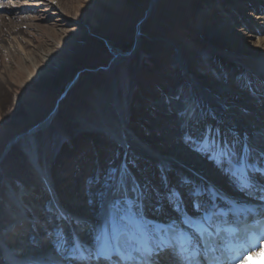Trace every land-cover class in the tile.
Here are the masks:
<instances>
[{"label":"bare ground","instance_id":"6f19581e","mask_svg":"<svg viewBox=\"0 0 264 264\" xmlns=\"http://www.w3.org/2000/svg\"><path fill=\"white\" fill-rule=\"evenodd\" d=\"M41 1H43L45 7L47 5L58 7V14L61 17V21L73 20V18L69 17L71 8L63 0ZM158 1L160 0H150L142 16L136 20L133 40L127 50H119L110 42H107L111 51L110 61L107 66L108 71L111 73L114 72L113 75H115L117 85L115 88L116 96L119 99V105L122 107L120 111L114 108L115 106L110 102L113 98L106 89L107 85L102 84L101 87L98 88L90 84L89 90L87 93L85 92L86 96L84 95L79 103L73 106V112L71 114L76 120L73 126L75 128V136L69 144L61 148L56 159H54V163L46 159L47 157H45L44 152L39 147L40 143L38 144L37 134L46 130V128L53 123L54 119L57 118L58 107L62 100L57 102V109L54 108L26 130L17 133L9 139L2 156H7L13 149V146H17L18 144L21 147L23 156L27 160V164H29L33 176L30 180H23L17 184L8 182L7 186L2 190L3 192L0 193V263H3V258L6 260L11 257L9 253L12 252H19L17 255H21V253L27 255L37 251L40 252L41 250H44V252L49 251L47 245L50 243L44 240L47 236H39V240L33 241L31 244L26 243V235L31 224L35 225L40 231V225L43 219L41 206L42 202H45V200L49 198L46 191L48 187L56 193L57 199L60 201L61 205L67 208L73 215H76L73 217H80L93 223L96 218L98 219L97 211L94 212L96 208L93 209L94 207L92 208V206L83 208L84 206H82V202L90 198L88 192L85 193L86 195L84 196L82 194L84 193V189L88 186H85L84 183L80 184V181V185L76 182L79 178H84L85 171L92 160V158H86L89 156H86L85 152H89L93 149L91 155H100L102 152L101 150H103L102 148L105 147L107 143L113 145H116L117 142L120 143L122 147H120L121 152L126 151V155H122V158L118 162V166L121 162H127L131 174L141 183H143L146 178H143L140 171L135 169L131 159L132 156L136 158L141 157L143 159L141 165L143 168L146 167V170H152L150 169V167H152L155 171H158V162L162 159L168 161L173 169V171L168 174L169 180H171V177L175 174L176 176L177 174L192 176L193 173H201L202 175V173L204 174L208 171L210 172L209 178H211L212 183H217L221 188L227 187L231 193H234H232L233 195H238V191L229 184L227 178L223 176L222 179L215 178L216 174H220V172L211 162L210 164L212 166L209 165V161L193 152L186 144L181 142V139L177 136V134H180L177 127H179L181 122L187 121L190 123L192 120L188 114L184 116L183 120H179L176 113L183 109L182 106H190L192 101L196 104L192 117H196L199 113H203L205 118H208V113L213 110L218 117L216 119V121L219 122L217 126L220 127L222 132L227 129H233L239 134L241 139H243L245 135L248 136L251 132L255 131L254 140L252 139L253 142L251 143L259 147H264V106H260L264 104V98L260 97L257 100V97L260 96L258 92L243 90L237 85L239 84L242 72L240 70L247 69L249 76H252L251 79H253V82L256 81L264 88V22L257 25V27H259L257 31L261 33V36L256 34L252 36L249 32H244L246 26L245 28L242 27L244 26L243 23H241L242 21H237L238 16L242 14V12H251L254 6L261 5L264 8V0H235L236 2H234L231 12L225 17L226 20L228 19L227 22L224 19L220 20L215 14L216 12L222 13L230 11L227 10L229 5L226 0H201V2H199V9L201 12L204 11L203 16H200L199 19L204 20L206 16L205 18L210 21L211 26L215 28V31L211 30L213 32H209V34L205 33L206 35L204 34V40L212 45V48H215L213 49L217 54H221L218 55L221 56V59L219 57L215 59L217 62L216 68L224 72V76L220 78L219 82L213 83L208 78L194 75L192 71L194 68H191V62L198 60L197 56L195 57V54H193L190 49L186 48L184 44H180L178 40H175L171 43H173L177 53L181 54L184 60L183 65L179 63L183 68V74H180L181 71L178 65L167 62L170 64L168 68L170 72L167 71L166 73L168 75L179 73L180 75L177 76V78L174 79L173 76L167 77L165 73L160 79L158 72H154L150 76L151 78L143 81L141 85L143 86L141 92L144 94L145 100H138L137 95L127 99L124 97L125 87L123 84V86L120 84L121 80L117 72L123 63L126 64L127 61L133 60L137 55L144 42L142 29L146 21L152 16L155 6L159 4ZM203 3H207L205 8ZM226 3L228 6H226ZM249 5H251V9L248 7ZM121 6L120 2H118L117 8ZM202 6L203 8H200ZM54 14L56 13L54 12ZM254 14L256 15L254 17L255 19L262 18L258 12ZM260 14L262 15L263 11ZM183 17L186 18L185 16ZM85 23H87L86 20ZM17 24L18 23L14 24V26L11 24L9 26V24L6 23L0 24V53L6 50L7 52L16 53V55L23 57V60L30 61V54L41 51L39 50L40 47H38L37 44L35 45L36 39H34L33 34L30 31L24 30L21 25L17 26ZM31 25L29 27H32ZM88 25L91 27L92 24L89 23ZM88 29L91 30L90 28ZM224 53L227 56L223 55ZM41 54H45V51L41 52ZM157 55V63L161 62V64H163L164 61H167L165 58L169 57L168 49ZM228 55L236 59V62H238L236 63L238 65L237 67L236 65L234 66V62ZM12 56L14 57V55ZM199 58L203 57L200 56ZM74 61L68 64H61L62 62L58 63L59 66L57 72H55V78L50 82L54 83L52 88H55L57 92L64 93L66 89H68V91H66L68 93L76 87V83L69 84L68 78L76 67ZM174 63H176V61H174ZM21 64L23 65L22 62ZM30 64L31 61L29 62V65ZM9 71L10 70H8V73ZM25 72L27 74V82L38 81V79L43 77L40 68L25 70ZM16 73H18L16 74V79H18V77L20 79L22 77V69L20 73L16 70ZM6 74V66L0 63V92H10L12 89V82ZM164 82H169L167 85L172 83L177 84L181 88L190 84L191 87H193V93L189 90L190 93L188 94L191 96L190 98L194 96L193 100L183 103L182 99H172L176 95H170L166 91L165 88L167 86L164 85ZM161 93L162 95H160ZM183 99L185 100V98ZM129 100L131 103L130 110H128V120L125 121L124 118L127 113L123 110V105ZM254 105L258 106L257 112L253 109ZM203 118L204 117H202V119ZM6 120L11 122L15 120V117L13 114H10ZM221 122L222 124H220ZM47 130L49 129L47 128ZM129 130H131V132ZM104 138L107 140V143L104 142ZM228 138L231 139L232 137L229 136ZM88 142L91 143V146H88ZM85 143L87 146L83 148L85 152L82 153L80 147ZM177 162L182 163L183 166H180ZM100 168L101 164H99V169ZM191 170L193 172H191ZM147 179L150 180V178ZM46 182L47 185L45 184ZM69 182L71 184H68ZM95 190L94 188L93 191ZM52 199L49 198L47 202ZM191 207L189 206L188 209ZM146 211L150 215H153L150 208L146 207ZM166 214L175 216V213L167 207L160 215L163 216ZM7 249H11V251L8 252Z\"/></svg>","mask_w":264,"mask_h":264},{"label":"rangeland","instance_id":"374dc122","mask_svg":"<svg viewBox=\"0 0 264 264\" xmlns=\"http://www.w3.org/2000/svg\"><path fill=\"white\" fill-rule=\"evenodd\" d=\"M63 1L71 8L69 17L73 18V20L61 21V17L58 14L59 8L50 5L45 7L41 0H0V24L6 23L9 24V26L10 24L14 26V24L18 23L17 26L21 25L24 30L30 31L33 34L34 39H36L35 45L37 44L38 47H40L39 50H41L33 53L34 55L30 54V65L29 60H23V57L16 55V53L13 54L6 50L0 53V63L6 66V75L12 82V89L10 92H0V193L3 192L2 190L7 186L8 182L19 183L23 180H30L33 176L29 164H27V160L23 156L21 147L18 144L17 146H13V149L8 154L9 156H2L9 139L17 133L26 130L36 121L51 112L54 108L57 109V102L59 100L62 101L58 107L57 118H55L53 123L47 127L49 130L46 128V130L37 134L38 144L40 143L39 147L44 152L45 157H47L46 159L51 163H54V159H56L61 148L69 144L75 136V128L73 126L76 120L71 114L73 112V106L77 105L84 95L86 96L85 92L87 93L89 90L88 88L90 84H93L98 88H100L102 84L107 85L106 89L113 98L110 102L118 111L122 108L119 105V99L116 96L115 88L117 85L115 75H113L114 72L111 73L108 71L107 65L110 61L111 51L105 42H110L119 50H127L133 40L136 20L142 16L150 0ZM236 1L226 0L229 5L227 10L230 11L215 13L220 20L224 19L227 22L228 19L226 20L225 17L231 12L234 2ZM118 2L122 5L120 8H117ZM158 2L159 4L155 6L152 16L146 21L142 29L144 42L137 55L133 60L127 61L126 64L123 63L117 72L119 79L121 80L120 84H123L125 87L124 97L127 99L137 95L138 100L144 101L145 96L141 92L143 87L141 86L142 82L150 79V76L154 72H158V76L161 79L163 77L162 75H165L167 71L170 72L168 70L170 66L168 63L170 62L178 65L181 71L180 74H183V68L181 65H183L184 60L181 57V54L177 53L173 43H171L175 40H178L180 44H184L186 48L190 49L191 52L195 54V57L197 56L198 60L191 62V68H194L192 70L194 75L208 78L213 83L219 82L220 78H223L224 76L223 70L216 68L217 62L215 59L218 57L221 59V56H218L221 54H217L214 50L215 48L213 47V49L211 47L212 45L204 40L205 35L209 34V32L211 33L215 31V28L211 26L210 21L205 18L206 16L204 17V20L199 19L200 16H203L204 12H201L199 9V2H201V0H160ZM227 3L226 6H228ZM203 5L205 8L207 3H203ZM248 7L251 9V5ZM200 8H203V6ZM262 11L263 14L261 15L260 13ZM54 12L56 14H54ZM255 12H258L262 18L255 19ZM85 20L88 24H92L91 27L85 23ZM237 21H242L241 23L244 25L242 27L245 28L246 26L244 32H249L252 36H255V34L261 36V33L257 31V29H259L257 25L264 22V8L261 5L254 6V9L251 12H242V14L238 16ZM30 25L33 28L29 27ZM166 48L169 52V57L165 58L167 61H164L163 64H161V62L157 63V54H160L164 50L167 51ZM43 51H45V54L42 55L41 52ZM12 55H14V57ZM223 55L227 56L225 53ZM200 56L203 58H199ZM228 57L234 62V66L236 65L237 67L238 65L236 63L238 62H236V59L230 55H228ZM71 61L76 63V67L68 77L69 84L76 83L77 85L68 93L66 92L68 89H66L64 93H59L55 88H52L54 83L50 82L55 78V72H57L59 66L58 63L62 62L61 64H68L71 63ZM174 61H176V63H174ZM179 63L181 65H179ZM35 68H40V70H42L43 77L38 79V81L27 82V74L25 70H35ZM21 69L22 77L16 79V74H18L16 73V70L20 73ZM8 70H10L9 73ZM245 70H240L242 72L239 84H237L239 88L258 92L260 96L257 97V100L260 97L264 98V88L256 81L253 82V79H251L252 76H249L247 69ZM180 74L168 75L166 73L167 77L173 76L174 79ZM168 83L169 82H164V85L167 86L165 89L170 95L175 94L179 99L182 98L183 103L193 100L194 96L190 98L191 96L188 94L190 91L193 93V87H191L190 84L181 88L177 85V80V84L172 83L167 85ZM160 95H162V93ZM183 98H185V100ZM130 104L129 100L123 105V110L127 113V115L125 114V121L128 120ZM191 104L192 106H196L192 101ZM260 106H264V104ZM257 107V105L253 106V109L256 112ZM10 114H13L15 117V120L11 122L6 120ZM129 131L131 132V130ZM254 134L255 131L248 135L249 140L251 139L250 142H253ZM104 142L107 143L105 138ZM87 144L88 146H91V143L88 142ZM87 144L85 143L80 147L82 153L85 152V149L83 148H85ZM102 149L101 154H97L96 156L95 154L91 155L93 149L89 152H85V155L89 156L86 158H92V160L85 171L84 178H79L76 182L77 184H79L80 181V184L84 183L85 186H88V179L96 178L98 175L101 177L102 182L105 170L109 167L110 163L113 166L118 167V162L122 158L121 149L116 145L108 143ZM131 159L135 169L140 171L143 178H150V181L153 184H158L159 172L153 173L150 172L149 169L146 170V167L143 168L141 165L143 159L141 157L136 158L132 156ZM177 163L180 164V166H183L182 163ZM99 164H101L100 169ZM209 165L212 166L210 162ZM151 168L152 167H150V169ZM143 169H145L146 172ZM191 172L193 171L191 170ZM209 173L210 172L207 171L204 174L202 173V175L201 173L198 175H201L207 181H210L211 178H209ZM222 176L221 173L216 174L215 178L222 179L224 177ZM175 181L176 180H174V183ZM68 184L71 183L69 182ZM98 187L99 185H93V189ZM85 193H87V188L84 189V193H82L83 196L86 195ZM89 199L90 198L82 202V206H84L83 208L92 206V208L94 207L93 209H95V206L88 203ZM190 203L191 202L189 201L188 206ZM96 211L97 210H94V212Z\"/></svg>","mask_w":264,"mask_h":264},{"label":"snow or ice","instance_id":"6c2138e0","mask_svg":"<svg viewBox=\"0 0 264 264\" xmlns=\"http://www.w3.org/2000/svg\"><path fill=\"white\" fill-rule=\"evenodd\" d=\"M183 141L211 162L236 191L256 203L234 200L196 173L177 174L172 183L168 174L173 169L163 159L157 164L158 185L148 179L141 183L131 174L127 162L118 167L110 163L102 182L99 175L87 181L88 203L95 206L98 222L73 217L58 204L49 207L57 223L46 234L50 239L55 237L54 250L60 264H237L241 255L247 260L249 255L264 254V232L259 238L249 234L233 245L221 237L220 231L213 239L205 227V221L211 222L214 216H238L244 209L259 216L257 223L264 227V147L251 143L247 135L241 139L233 129L222 132L219 126L213 129L211 125L199 137L186 132ZM94 184L99 185L95 191ZM189 201L193 212L201 213L203 219L189 214ZM146 207L153 215L162 214L167 207L175 216L156 220L147 215ZM178 220L195 230L198 244L178 227ZM64 224L70 226V232L64 231ZM226 231L231 235L235 230ZM83 236L90 239L86 241ZM256 247L260 253L254 251ZM220 249L228 253L223 259L216 255ZM259 264H264V255Z\"/></svg>","mask_w":264,"mask_h":264},{"label":"water","instance_id":"95a60500","mask_svg":"<svg viewBox=\"0 0 264 264\" xmlns=\"http://www.w3.org/2000/svg\"><path fill=\"white\" fill-rule=\"evenodd\" d=\"M155 3V2H154ZM105 44L107 45V42H105Z\"/></svg>","mask_w":264,"mask_h":264}]
</instances>
